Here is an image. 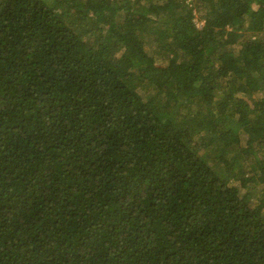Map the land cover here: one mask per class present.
Here are the masks:
<instances>
[{
    "label": "trees",
    "instance_id": "trees-1",
    "mask_svg": "<svg viewBox=\"0 0 264 264\" xmlns=\"http://www.w3.org/2000/svg\"><path fill=\"white\" fill-rule=\"evenodd\" d=\"M0 264H264V0H0Z\"/></svg>",
    "mask_w": 264,
    "mask_h": 264
},
{
    "label": "rangeland",
    "instance_id": "rangeland-1",
    "mask_svg": "<svg viewBox=\"0 0 264 264\" xmlns=\"http://www.w3.org/2000/svg\"><path fill=\"white\" fill-rule=\"evenodd\" d=\"M196 23H197V26H198V27L202 25V23H200V22H198V21H196Z\"/></svg>",
    "mask_w": 264,
    "mask_h": 264
}]
</instances>
